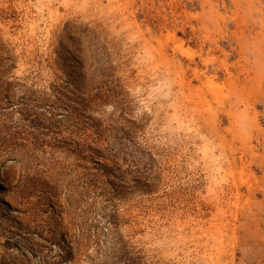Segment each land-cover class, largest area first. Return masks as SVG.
Listing matches in <instances>:
<instances>
[{"label": "rangeland", "instance_id": "1", "mask_svg": "<svg viewBox=\"0 0 264 264\" xmlns=\"http://www.w3.org/2000/svg\"><path fill=\"white\" fill-rule=\"evenodd\" d=\"M0 264H264V0H0Z\"/></svg>", "mask_w": 264, "mask_h": 264}, {"label": "bare ground", "instance_id": "2", "mask_svg": "<svg viewBox=\"0 0 264 264\" xmlns=\"http://www.w3.org/2000/svg\"><path fill=\"white\" fill-rule=\"evenodd\" d=\"M2 185H3V182H2Z\"/></svg>", "mask_w": 264, "mask_h": 264}]
</instances>
